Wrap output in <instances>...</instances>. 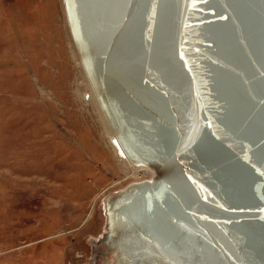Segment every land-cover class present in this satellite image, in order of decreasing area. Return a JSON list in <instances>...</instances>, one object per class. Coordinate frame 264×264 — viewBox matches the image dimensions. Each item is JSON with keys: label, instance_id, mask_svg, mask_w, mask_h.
<instances>
[{"label": "water", "instance_id": "water-1", "mask_svg": "<svg viewBox=\"0 0 264 264\" xmlns=\"http://www.w3.org/2000/svg\"><path fill=\"white\" fill-rule=\"evenodd\" d=\"M62 1L112 134L151 171L104 196V264H264V0Z\"/></svg>", "mask_w": 264, "mask_h": 264}, {"label": "rangeland", "instance_id": "rangeland-1", "mask_svg": "<svg viewBox=\"0 0 264 264\" xmlns=\"http://www.w3.org/2000/svg\"><path fill=\"white\" fill-rule=\"evenodd\" d=\"M114 140L63 1L0 0V264H104V196L151 177Z\"/></svg>", "mask_w": 264, "mask_h": 264}, {"label": "bare ground", "instance_id": "bare-ground-1", "mask_svg": "<svg viewBox=\"0 0 264 264\" xmlns=\"http://www.w3.org/2000/svg\"><path fill=\"white\" fill-rule=\"evenodd\" d=\"M111 138H113V137H110V139ZM112 147H113V149H114V151L117 153V154H119L118 153V151L121 149H119V146L116 144V142H115V140L114 141H112ZM135 166V165H134ZM135 170L136 171H139V170H145V173H147V172H151L148 168H146V167H139V166H137V167H135ZM147 178V177H146ZM105 232V231H104ZM98 240V239H97ZM97 240H95L94 241V245H97ZM108 257H110V255H107V258ZM108 264H112V262H110L109 260H108Z\"/></svg>", "mask_w": 264, "mask_h": 264}, {"label": "flooded vegetation", "instance_id": "flooded-vegetation-1", "mask_svg": "<svg viewBox=\"0 0 264 264\" xmlns=\"http://www.w3.org/2000/svg\"><path fill=\"white\" fill-rule=\"evenodd\" d=\"M91 244H92V246H93V248H94L93 255H94L95 257L99 256V255L97 254V252L99 251V250H97V246H99V244H98V240H97V245H94V241H91ZM95 257H93V258H95ZM99 257H100V256H99ZM96 264H97V262H96Z\"/></svg>", "mask_w": 264, "mask_h": 264}, {"label": "built area", "instance_id": "built-area-1", "mask_svg": "<svg viewBox=\"0 0 264 264\" xmlns=\"http://www.w3.org/2000/svg\"><path fill=\"white\" fill-rule=\"evenodd\" d=\"M145 178H146V177H144V178H142V179H145ZM142 179H141V180H142Z\"/></svg>", "mask_w": 264, "mask_h": 264}]
</instances>
